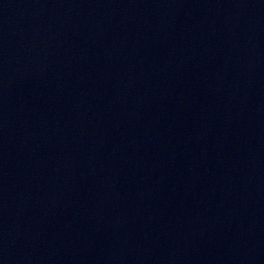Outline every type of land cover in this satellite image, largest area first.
Returning <instances> with one entry per match:
<instances>
[{
	"label": "water",
	"instance_id": "obj_1",
	"mask_svg": "<svg viewBox=\"0 0 264 264\" xmlns=\"http://www.w3.org/2000/svg\"><path fill=\"white\" fill-rule=\"evenodd\" d=\"M0 264H264V0H0Z\"/></svg>",
	"mask_w": 264,
	"mask_h": 264
}]
</instances>
